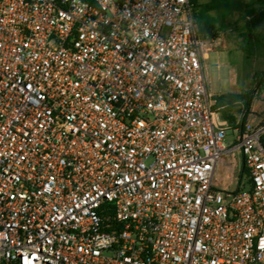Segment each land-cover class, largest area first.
<instances>
[{"label":"built area","instance_id":"built-area-1","mask_svg":"<svg viewBox=\"0 0 264 264\" xmlns=\"http://www.w3.org/2000/svg\"><path fill=\"white\" fill-rule=\"evenodd\" d=\"M207 43L191 0H0V264H264V120L227 143Z\"/></svg>","mask_w":264,"mask_h":264},{"label":"rangeland","instance_id":"rangeland-1","mask_svg":"<svg viewBox=\"0 0 264 264\" xmlns=\"http://www.w3.org/2000/svg\"><path fill=\"white\" fill-rule=\"evenodd\" d=\"M251 1L198 0L195 20L198 35L208 42V46H210V40L215 39L212 50L203 60L210 94L217 96L255 90V99L247 121L258 123L264 120V87L262 82L258 85L260 79L264 82V50L247 62L239 49L244 41L241 17L245 13L246 4ZM207 5L210 6V11ZM204 20L214 27L208 34L199 31ZM244 113L243 104L231 112L235 119H241ZM218 116L219 123H225L228 120L224 111L218 113ZM233 140L234 132L230 129L227 143ZM242 170L243 157L240 151L225 155L216 169L215 187L218 190L237 191L240 183H246V176Z\"/></svg>","mask_w":264,"mask_h":264},{"label":"trees","instance_id":"trees-1","mask_svg":"<svg viewBox=\"0 0 264 264\" xmlns=\"http://www.w3.org/2000/svg\"><path fill=\"white\" fill-rule=\"evenodd\" d=\"M191 4L196 17L198 0H191ZM207 9L210 11V6L207 5ZM241 22L243 23L244 32L242 36L244 37V41L240 44L239 49L243 52L245 60L248 62L264 50V0H252L247 3L245 13L241 17ZM202 25L199 31L203 34H208L214 28L208 24L207 20H204ZM261 82L264 87L262 79L258 81V85ZM254 99L255 90L213 96V110L224 108L228 120L231 124H234L236 119L232 116L231 112L243 104L245 113L240 123L242 125L247 121Z\"/></svg>","mask_w":264,"mask_h":264},{"label":"crops","instance_id":"crops-1","mask_svg":"<svg viewBox=\"0 0 264 264\" xmlns=\"http://www.w3.org/2000/svg\"><path fill=\"white\" fill-rule=\"evenodd\" d=\"M211 41H215V39H211ZM214 103V101H213ZM224 111V108H218L215 110L216 114L218 115V113H221ZM235 118V116H233ZM241 121V119L237 118L236 119V122L234 124H231V122H229V120H227L225 123H219L220 126H223V127H226V128H229V129H232V128H235L236 125Z\"/></svg>","mask_w":264,"mask_h":264}]
</instances>
